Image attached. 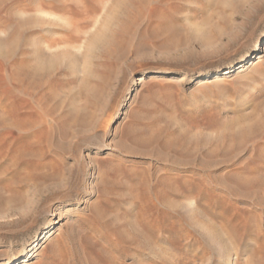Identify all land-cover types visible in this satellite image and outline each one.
I'll use <instances>...</instances> for the list:
<instances>
[{
  "label": "rangeland",
  "instance_id": "obj_1",
  "mask_svg": "<svg viewBox=\"0 0 264 264\" xmlns=\"http://www.w3.org/2000/svg\"><path fill=\"white\" fill-rule=\"evenodd\" d=\"M0 264H264V0H0Z\"/></svg>",
  "mask_w": 264,
  "mask_h": 264
},
{
  "label": "bare ground",
  "instance_id": "obj_2",
  "mask_svg": "<svg viewBox=\"0 0 264 264\" xmlns=\"http://www.w3.org/2000/svg\"><path fill=\"white\" fill-rule=\"evenodd\" d=\"M39 6L40 5H38V9H39ZM41 7V6H40ZM36 14L38 15V16H40V19L41 18H47V19H56V20H60V18L59 17H57L55 14H53V13H48V12H45L44 10H43V8H40L39 10H37L36 11ZM55 20V21H56ZM47 21V20H46ZM258 51V46L256 47V50H255V52H257ZM145 74H147V73H145ZM121 106V105H120ZM118 115H119V112L117 113V115H116V117L115 118H117L118 117ZM84 200V199H83ZM59 215V217L61 216L60 214H58Z\"/></svg>",
  "mask_w": 264,
  "mask_h": 264
}]
</instances>
